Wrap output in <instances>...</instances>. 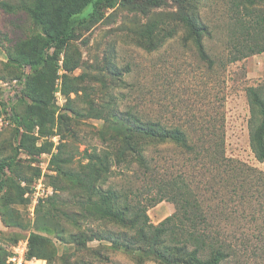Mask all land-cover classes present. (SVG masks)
I'll return each mask as SVG.
<instances>
[{"label":"rangeland","instance_id":"374dc122","mask_svg":"<svg viewBox=\"0 0 264 264\" xmlns=\"http://www.w3.org/2000/svg\"><path fill=\"white\" fill-rule=\"evenodd\" d=\"M31 1L0 0V161L13 159L16 171H7L6 178L22 187L29 185L23 202L17 201L15 188L7 187L0 194L1 259L5 264H160L119 251L108 240H91L94 232H123L115 223L78 218L81 221L76 226L61 211L54 210L51 197L57 193L58 206L71 214L80 212L73 185L67 178H59L56 166L78 173L90 161L93 150L109 149L115 161L114 174L99 185L100 189L111 187L120 192L132 184L135 193L131 203L149 205L147 214L156 226L176 212L175 204L168 199L152 204L158 188L139 173L135 158L124 170L123 165H117L119 145H104L98 136L103 122L89 115L91 108H105L115 115L130 111L147 120L189 128L211 123L222 112L227 157L264 171V163L257 161L250 145L247 96V88L264 84V52L244 57L248 52L240 46L246 44L242 43L245 37L231 36V0L201 1V16L212 31L205 39L208 60L201 57L185 29L173 20V32L168 36V15L177 11L175 1L165 0L149 16L118 5L106 10V18L97 25L78 29L75 40L59 53L51 52L42 73H31L26 79L24 64L35 59V50L45 36L44 27L26 11ZM53 22L58 24V17L54 16ZM155 22L159 26L154 33L155 44L147 48L134 31ZM235 57L242 59L234 61ZM63 75L67 76L65 80ZM69 87L78 92L64 94L62 89ZM55 88L58 91L53 93ZM3 104L13 106L23 118L19 131ZM141 148L156 174L168 176V168L173 173L195 170L197 196L207 197L213 208L219 203L230 213L237 212L233 196L217 198L210 187L199 184V158L168 142L146 141ZM228 226L226 234L238 242L245 241L244 234L255 229L246 219ZM32 234H36L43 255L28 260ZM80 239L84 243H78ZM238 244L237 256L229 264H264V252L259 258L253 243L247 251Z\"/></svg>","mask_w":264,"mask_h":264},{"label":"trees","instance_id":"16d2710c","mask_svg":"<svg viewBox=\"0 0 264 264\" xmlns=\"http://www.w3.org/2000/svg\"><path fill=\"white\" fill-rule=\"evenodd\" d=\"M173 1L177 4V11L168 15V36L173 32L170 29V21L173 20L185 29L188 39L196 45L201 57L208 60L205 39L211 36L212 31L201 16L202 0ZM164 4L165 0H32L26 11L37 24L44 27L45 36L35 50V59L24 64L27 69L24 78L27 79L31 73H42L52 58L51 52L57 54L75 40L78 29H90L103 21L106 10L121 5L131 13L149 16L154 9ZM4 6L10 9L8 5ZM230 11L233 22L231 36L245 37L242 43L246 44L240 46L248 52L244 57L264 52V0H231ZM54 16L58 17V24L53 22ZM158 27V22L150 23L134 32L150 48L155 44L154 33ZM241 59L235 57L234 61ZM61 78L65 80L67 76ZM57 91L55 88L53 93ZM70 91L78 92L71 87L69 90L62 89L67 95ZM247 96L251 109L250 145L257 161L264 163V84L247 88ZM3 108L19 131L23 118L10 104H3ZM106 111L105 108H91L89 115L103 122L98 130L102 143L119 145L117 165H123L124 170L133 164L131 158H135L139 162V173L158 188L152 204L168 199L175 204L176 212L156 226L147 214L149 205L131 203L130 197L135 193L132 184L120 192L111 187L107 191L100 189L99 185L107 183L114 174L115 161L109 149L93 150L90 161L78 173L61 165L56 166L59 178H67L73 185L80 212L71 214L58 206L56 201L60 195L57 193L51 197L54 210L61 211L76 226L80 224V219L115 223L123 232L110 235L94 232L91 240H108L115 249L136 255L141 260L152 259L160 264H229L237 256L239 242L245 251L253 243L255 254L261 258L264 252V171L227 157L225 116L222 112L211 123L204 122L199 127L189 128L160 120H147L141 114L130 111L117 115ZM192 131H195L194 135ZM146 141L176 144L189 156L199 158L202 165L197 169L201 172L199 184L210 187L217 198L220 195L222 198L233 196L237 212L230 213L219 203L213 208L207 197L203 198L201 194L197 196L195 182L198 176L192 172L195 170L173 173L168 168V176L156 174L144 148H141V144ZM66 162L59 160L62 164ZM7 171H16L13 159L0 161V194L7 187L15 188L18 190L17 201H26L24 195L29 192V185L22 187L13 179H7ZM244 219L255 225L251 234H244L243 240L246 242H238L234 236V240L230 239L226 234L228 224L240 223ZM36 239V234H32L28 260L40 259L43 255ZM78 243H84L83 239ZM0 264H5L1 256Z\"/></svg>","mask_w":264,"mask_h":264}]
</instances>
